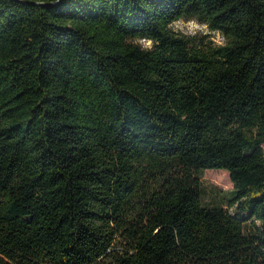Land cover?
Listing matches in <instances>:
<instances>
[{
  "label": "trees",
  "instance_id": "16d2710c",
  "mask_svg": "<svg viewBox=\"0 0 264 264\" xmlns=\"http://www.w3.org/2000/svg\"><path fill=\"white\" fill-rule=\"evenodd\" d=\"M263 146L264 0H0V264H264Z\"/></svg>",
  "mask_w": 264,
  "mask_h": 264
},
{
  "label": "rangeland",
  "instance_id": "374dc122",
  "mask_svg": "<svg viewBox=\"0 0 264 264\" xmlns=\"http://www.w3.org/2000/svg\"><path fill=\"white\" fill-rule=\"evenodd\" d=\"M171 28L178 34L195 39V44L209 46L225 43L223 34L212 30L207 24L197 19H181L175 21ZM143 47H151L152 43L145 40H137ZM264 148V146H263ZM201 182V197L206 206L223 205L228 207V201L233 196L234 184L230 173L226 170L210 169L199 174ZM235 212L233 209L231 210Z\"/></svg>",
  "mask_w": 264,
  "mask_h": 264
},
{
  "label": "water",
  "instance_id": "95a60500",
  "mask_svg": "<svg viewBox=\"0 0 264 264\" xmlns=\"http://www.w3.org/2000/svg\"><path fill=\"white\" fill-rule=\"evenodd\" d=\"M34 3V2H33Z\"/></svg>",
  "mask_w": 264,
  "mask_h": 264
}]
</instances>
